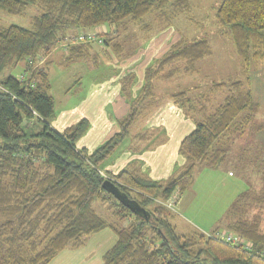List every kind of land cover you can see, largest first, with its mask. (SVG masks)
<instances>
[{"label":"trees","instance_id":"trees-1","mask_svg":"<svg viewBox=\"0 0 264 264\" xmlns=\"http://www.w3.org/2000/svg\"><path fill=\"white\" fill-rule=\"evenodd\" d=\"M30 5L40 9L30 28H0V75L19 65L25 75L23 81L20 74L0 78V264H46L105 229L116 239L100 264H264L257 255L264 250V186L239 193L219 226L207 235L196 229L177 233L170 223L169 208L161 204L175 193L178 200L191 188L197 168L215 169L224 162L234 136L250 134L253 143H259L253 146L256 150L251 154L255 155L250 160L255 167H263L258 171L264 179V140L258 138L264 124L255 121L258 103L248 82L251 65L264 61V0H222L218 5L216 22L231 36L246 84L216 83L195 98L186 92L169 95L195 126L179 144L184 163L161 181L127 170L103 174L99 166L128 137L131 126L148 116L158 102L152 82L174 77L182 68L193 70L211 54L207 40H180L148 66L141 90L117 120L118 131L90 153L77 147L88 127L86 119L61 132L52 127L49 63L39 64L75 31L91 33L106 25L117 33L119 27L139 23L153 10L161 16L165 12L181 15L189 9L188 0H0V10L13 15L24 13ZM111 35L110 31L100 35L105 45L113 40ZM92 41L69 45L66 63L87 59ZM115 46L114 52L122 50ZM92 64L97 65L96 57ZM121 89L129 98L128 87ZM222 90H226L223 102L210 107L212 94ZM140 134L145 140L149 137L146 132ZM257 155L261 160L257 161ZM105 180L146 209L150 218L134 215L121 205L102 188ZM103 193L118 207L113 211L117 219L130 215L134 222L120 228L100 217L92 204L97 199L107 201V196L101 197ZM220 230L250 241L252 250L242 251L219 240L216 233Z\"/></svg>","mask_w":264,"mask_h":264},{"label":"rangeland","instance_id":"rangeland-1","mask_svg":"<svg viewBox=\"0 0 264 264\" xmlns=\"http://www.w3.org/2000/svg\"><path fill=\"white\" fill-rule=\"evenodd\" d=\"M221 1L188 0L189 9L181 15L174 16L171 12H165L164 16H161L159 12L153 10L139 23L122 25L124 28L119 27L117 33H113V30L108 26L102 25L105 26L107 32H95L92 30L91 32L93 33H89L84 31V36L90 35L93 39H76L75 42L66 45V42L72 36V34H69L62 44H59L48 55L42 57L39 64L43 66L47 62L49 63L48 73L50 95L53 98L54 105V118L58 116L56 119H60L59 114H74L76 109L75 99L81 93V91H76V89L81 85L79 77H81L83 72V65H85L84 69L89 68L90 64L91 68H97V65L91 63L92 59L98 56L96 57L98 64L99 55L106 58L108 56L107 52L110 53V57H114L118 61L122 60L120 64L127 62L126 75L119 79L118 84H120L121 88L122 86L128 87V91L132 92L133 83L140 81L141 76L143 86L145 69L180 40L190 43L195 40L205 39L211 50V54L199 60L194 65L193 70L182 68L181 73L174 77L158 79L152 82V92L155 98L158 99L157 105L154 104L150 108L148 116L138 119L139 121L131 126L128 137L121 142L124 145L132 141L134 136L139 140L140 132L145 127L144 125H147L148 121L153 120L160 111L168 108V104L171 102L169 95L176 92H186L189 97L195 98L208 92L216 83L230 84L235 81L245 83L244 79L246 76L242 72V62L235 52L231 36L227 29L219 27L215 19V11ZM39 14L40 9L35 5L28 6L24 13L20 15H13L0 10V28L12 25L30 28L33 18ZM109 31L112 34L110 38L113 40L109 41L108 45H105L101 36ZM76 32L78 33V31H75L74 34ZM74 34L75 38L79 35L83 36V34ZM91 40H94V42L92 41V50L89 52V57L85 60L76 61L82 63V65L79 63L73 64L75 62L66 63L65 56L69 45L90 42ZM115 44L121 46L122 50L117 48V53L114 52ZM105 48H108V50L105 51ZM132 58L135 59L133 63H131ZM127 71L133 72L128 73ZM8 73L15 76L21 74L22 65L12 70L6 69L2 72L0 78ZM248 78L249 86L251 87V82L253 84L255 96L257 97L261 92L264 97V61L251 65ZM99 81L103 80L99 79ZM225 91L222 90L212 94L210 107L215 108L223 102L226 95ZM122 93L127 98L123 91ZM109 111H111L110 105ZM181 112L183 113L182 110ZM77 115H79L78 110ZM72 119V117L69 118V120ZM86 121L88 122L87 119ZM191 122L194 124L192 120ZM112 129V125L108 126V134L113 133ZM156 129L153 131L158 134L161 129ZM251 137L252 135L250 134H246L243 137H231L227 145L224 162L215 169L204 167L196 169L191 188L180 194L173 207L169 208L171 212L170 223L175 227L177 233L183 234L193 229L202 231L206 235L213 233L214 229L219 226V220L239 193L248 189L256 191L262 189L264 179L259 171L263 167L259 166L260 170L258 171V168L252 165L254 160H250L252 155H255L251 154L252 151L256 150L253 149V146L259 143L254 144V140ZM258 138L264 140V132L260 133ZM79 140L77 146L79 145ZM257 156V161L261 160V157ZM100 167L102 168V163ZM103 168L107 170L106 167ZM123 170L148 178L146 174L131 171L132 168H129V166ZM102 196H107V201L103 202L97 199L92 204L94 211L100 217L108 222L115 223L120 228H126L134 222V217L130 215L123 219H117L113 215V211L118 209V207L112 203V199L110 200L108 194L103 193ZM261 218V228L264 230V211L261 212ZM220 231L224 232V230ZM115 239V235L109 229L102 230L86 237L81 247L65 249L46 264H100L103 253L114 244Z\"/></svg>","mask_w":264,"mask_h":264},{"label":"crops","instance_id":"crops-1","mask_svg":"<svg viewBox=\"0 0 264 264\" xmlns=\"http://www.w3.org/2000/svg\"><path fill=\"white\" fill-rule=\"evenodd\" d=\"M93 30L95 32H107L105 26ZM84 33V31L78 30V33L76 32L75 34L85 35ZM71 34L73 35L74 33ZM107 50L108 48H105V51ZM107 54V59L99 55L97 68H91L90 64L89 68L84 69L85 65H83V72L81 77H79L81 85L76 89V91H81V93L75 99V108L78 110L79 115H77V110L75 109L74 114H59L60 119H56L57 116L51 123L55 130L61 132L64 128L74 124L78 120L87 119L88 128L82 137H80L81 140H79L80 142L77 147L85 148L89 153L117 132L116 120L127 113L129 101L136 97L142 87L141 76V83L140 81L134 82L131 89L132 92L130 91V97L126 98L118 83L119 79L126 75L125 70L128 64L127 62L120 64L122 60L118 61L114 57H110L109 52ZM134 60L132 58L131 63ZM77 63L82 65L80 62L73 64ZM99 79L103 81H99ZM250 88L255 101L258 103L259 111L255 121L259 124H264V97L261 92L257 97L255 96L252 82ZM109 105L111 106V111H109ZM70 117L73 119L69 120ZM110 125L113 128L112 134H108L107 131ZM144 126L140 133L146 132L149 135L148 139H143L141 135L140 139L137 140L134 136L132 137V141L127 142V145L120 144L114 153L102 163V168L100 167L101 173L114 174L129 166V168H132L131 171L146 174L148 178L160 181L166 179L184 163V158L178 151L179 144L183 137L194 129V124L178 107L170 102L166 110L160 111L153 120L148 121V124ZM154 129H161V131L157 134L153 131ZM262 132L264 131L260 133ZM103 167H106L107 170Z\"/></svg>","mask_w":264,"mask_h":264},{"label":"built area","instance_id":"built-area-1","mask_svg":"<svg viewBox=\"0 0 264 264\" xmlns=\"http://www.w3.org/2000/svg\"><path fill=\"white\" fill-rule=\"evenodd\" d=\"M76 39H79V40H88V39H93L92 36H82V35H79L75 38L71 36V38L68 40V42H66V45L67 44H71L72 42H75ZM19 80L20 81H23L25 80V75L23 74H20L18 76ZM177 197H178V194H173L168 200H166L165 202H162L161 204L167 208H170V207H173V205L175 204V202L177 201ZM217 237L219 240L223 241V242H226V243H229L231 245H234L236 246V248H239L240 250L242 251H250L252 250V244L250 241H247V240H244L243 238L239 237V236H236V235H232L230 233H226V232H219V233H216ZM258 256H260L262 259H264V250L262 252H258L257 253Z\"/></svg>","mask_w":264,"mask_h":264},{"label":"water","instance_id":"water-1","mask_svg":"<svg viewBox=\"0 0 264 264\" xmlns=\"http://www.w3.org/2000/svg\"><path fill=\"white\" fill-rule=\"evenodd\" d=\"M102 188L113 196L121 205L126 207L132 214L142 217L146 220L150 218L149 212L141 207L135 200L128 198V196L119 190L110 180H105L102 183Z\"/></svg>","mask_w":264,"mask_h":264}]
</instances>
